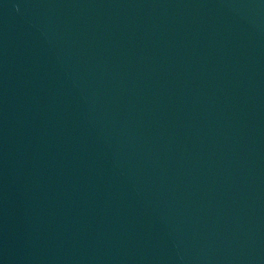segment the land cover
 Here are the masks:
<instances>
[{
	"label": "water",
	"instance_id": "obj_1",
	"mask_svg": "<svg viewBox=\"0 0 264 264\" xmlns=\"http://www.w3.org/2000/svg\"><path fill=\"white\" fill-rule=\"evenodd\" d=\"M0 264H264V0H0Z\"/></svg>",
	"mask_w": 264,
	"mask_h": 264
}]
</instances>
